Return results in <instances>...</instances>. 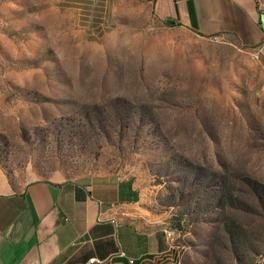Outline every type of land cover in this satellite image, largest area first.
<instances>
[{
    "label": "rangeland",
    "instance_id": "374dc122",
    "mask_svg": "<svg viewBox=\"0 0 264 264\" xmlns=\"http://www.w3.org/2000/svg\"><path fill=\"white\" fill-rule=\"evenodd\" d=\"M111 2L0 0V191L132 175L153 264H264V42Z\"/></svg>",
    "mask_w": 264,
    "mask_h": 264
},
{
    "label": "crops",
    "instance_id": "0c3cea01",
    "mask_svg": "<svg viewBox=\"0 0 264 264\" xmlns=\"http://www.w3.org/2000/svg\"><path fill=\"white\" fill-rule=\"evenodd\" d=\"M146 1L159 20L198 36H231L245 47L264 42L255 0ZM2 189L0 264H137L170 252L160 231L147 227L153 220L132 175L35 180L20 191Z\"/></svg>",
    "mask_w": 264,
    "mask_h": 264
},
{
    "label": "built area",
    "instance_id": "2783aa9c",
    "mask_svg": "<svg viewBox=\"0 0 264 264\" xmlns=\"http://www.w3.org/2000/svg\"><path fill=\"white\" fill-rule=\"evenodd\" d=\"M215 38H218V37H215ZM119 256H123V255L120 253ZM155 259H156V257H152V258H150L148 260H145V261L141 262V264H144V262H146V261H148L149 264L156 263V260ZM91 261H92V263H95V260L94 259L91 260ZM129 264H135V262L131 260V261H129ZM158 264H159V262H158Z\"/></svg>",
    "mask_w": 264,
    "mask_h": 264
},
{
    "label": "trees",
    "instance_id": "16d2710c",
    "mask_svg": "<svg viewBox=\"0 0 264 264\" xmlns=\"http://www.w3.org/2000/svg\"><path fill=\"white\" fill-rule=\"evenodd\" d=\"M137 264H141V262H138Z\"/></svg>",
    "mask_w": 264,
    "mask_h": 264
},
{
    "label": "water",
    "instance_id": "95a60500",
    "mask_svg": "<svg viewBox=\"0 0 264 264\" xmlns=\"http://www.w3.org/2000/svg\"><path fill=\"white\" fill-rule=\"evenodd\" d=\"M262 17H264V15H263ZM263 22H264V21H263Z\"/></svg>",
    "mask_w": 264,
    "mask_h": 264
}]
</instances>
